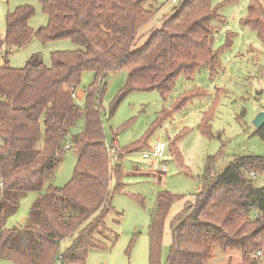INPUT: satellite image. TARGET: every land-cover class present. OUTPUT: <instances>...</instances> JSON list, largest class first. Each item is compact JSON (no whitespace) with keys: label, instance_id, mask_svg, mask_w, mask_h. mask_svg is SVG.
I'll list each match as a JSON object with an SVG mask.
<instances>
[{"label":"trees","instance_id":"obj_1","mask_svg":"<svg viewBox=\"0 0 264 264\" xmlns=\"http://www.w3.org/2000/svg\"><path fill=\"white\" fill-rule=\"evenodd\" d=\"M147 1L41 0L49 20L37 31L29 25L35 12L32 6L8 12L0 51L5 48L8 53L35 36L44 42L71 39L82 48L54 52L50 66L35 54L24 67H0V258L12 264H54L57 260L87 264L90 251L114 244L110 238L116 234L106 218L112 212L113 198L126 192V185L121 161L112 160L113 147L106 141L102 120L100 100L109 72H128L125 86L110 107L113 114L131 91L159 90L167 96L181 75L190 80L203 65L211 74L220 69L212 24L223 21L220 7H214L212 0H182L139 47L140 29L155 13ZM241 21L257 32L264 45V3L250 0L248 14ZM88 70L95 72L96 82L85 93L87 105L82 108L72 92H77ZM206 95L203 88H195L184 93L174 108ZM210 118L205 114L200 125L208 134H212ZM82 121V129L75 131ZM256 132L264 139V126ZM146 144L147 139H142L118 150L120 159L124 152L139 151ZM112 145L118 146L115 138ZM170 149L182 161L175 140ZM69 151L77 156L73 176L63 187L56 186L51 181ZM219 156L207 158L203 187L173 217L165 264H205L216 247L241 252L237 264H264V186L256 184L264 176V155H238L220 172L215 168ZM31 191L40 196L26 225L6 227L8 216ZM183 197L168 190L157 194L150 214L149 264H163L166 219L173 203ZM66 238L71 244L61 250ZM225 264H234L233 259Z\"/></svg>","mask_w":264,"mask_h":264},{"label":"rangeland","instance_id":"obj_2","mask_svg":"<svg viewBox=\"0 0 264 264\" xmlns=\"http://www.w3.org/2000/svg\"><path fill=\"white\" fill-rule=\"evenodd\" d=\"M261 1L264 3V0ZM212 4L220 7L218 12L223 17V21L212 23L215 33L213 49L218 52L221 62L216 74H211L210 69L203 65L190 80L181 75L167 96L159 90L131 91L113 114L110 107L118 91L125 86L128 72L125 69L114 70L105 78L107 84L100 100L104 133L113 148L112 141L116 139L118 146L112 160H120L123 165L126 192L115 195L112 212L106 218L107 225L116 234L110 238L108 233L114 244L90 251L87 264H149L150 214L157 194L168 190L184 197L173 203L166 219L162 243V261L165 264L171 248V221L186 201H194L195 193L203 187L207 158L220 155L215 163L216 170L220 172L238 155H264V139L256 132L254 124L256 116L264 110V45L257 32L241 21L248 14L250 0H212ZM26 5L35 9L29 20L30 27L37 31L47 26L49 19L41 0H0V39L5 38L7 32L8 12ZM151 5L155 13L140 29L139 47L147 41L149 32L158 28L165 17L173 13L175 6L171 0H148L146 6ZM229 37L231 45H228ZM80 48L71 39L44 42L35 36L26 45L13 47L8 53L5 48L1 50L0 67H24L35 54H39L50 66L54 52ZM95 82L94 71L84 72L77 89L79 97L75 99L80 107H86L85 93ZM98 86L101 89V85ZM198 87L203 88L207 95L194 97L181 108H174L184 93ZM97 95L99 97L100 93L97 92ZM205 114L211 115L208 126L212 134L200 129ZM82 126L83 121L75 131L81 130ZM142 139H147L146 148L124 152L120 159L118 150ZM174 140L182 161L170 149ZM159 142L166 148L163 154L154 157L151 149ZM76 163V154L69 151L51 183L60 187L66 185L73 176ZM115 184L116 179H113L112 186ZM256 184L264 186L263 175L256 179ZM39 196L36 191L27 193L19 209L8 216L6 227L25 226ZM70 244V238L64 239L61 250ZM230 257L234 264L241 262V252L223 251L216 247L212 259L205 264H225ZM0 264L12 262L0 258ZM54 264H60L59 260Z\"/></svg>","mask_w":264,"mask_h":264},{"label":"built area","instance_id":"obj_3","mask_svg":"<svg viewBox=\"0 0 264 264\" xmlns=\"http://www.w3.org/2000/svg\"><path fill=\"white\" fill-rule=\"evenodd\" d=\"M180 1L182 0H171V2L174 4V5H178L180 3ZM72 96L76 99L79 97V95L77 94L76 90H74L72 92ZM163 149H164V144L162 142H159L155 147H154V150L152 151V154L154 156H158L160 154H162L163 152ZM110 151L115 155L116 151H115V148H110ZM0 185H3V183H0ZM258 255H261V251L258 252Z\"/></svg>","mask_w":264,"mask_h":264},{"label":"water","instance_id":"obj_4","mask_svg":"<svg viewBox=\"0 0 264 264\" xmlns=\"http://www.w3.org/2000/svg\"><path fill=\"white\" fill-rule=\"evenodd\" d=\"M254 124L257 129L264 126V110L256 116V118L254 119Z\"/></svg>","mask_w":264,"mask_h":264},{"label":"crops","instance_id":"obj_5","mask_svg":"<svg viewBox=\"0 0 264 264\" xmlns=\"http://www.w3.org/2000/svg\"><path fill=\"white\" fill-rule=\"evenodd\" d=\"M165 145H164V149H163V152H164V150H165ZM154 150V148L153 149H151V152ZM163 152H162V154H163ZM152 156H154V155H152ZM162 156V155H161ZM155 157V156H154ZM160 157V156H159ZM145 158V157H144Z\"/></svg>","mask_w":264,"mask_h":264}]
</instances>
